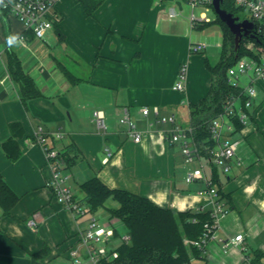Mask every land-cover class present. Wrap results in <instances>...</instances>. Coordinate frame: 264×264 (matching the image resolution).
I'll return each mask as SVG.
<instances>
[{"label":"crops","instance_id":"crops-1","mask_svg":"<svg viewBox=\"0 0 264 264\" xmlns=\"http://www.w3.org/2000/svg\"><path fill=\"white\" fill-rule=\"evenodd\" d=\"M56 10L60 21L45 39L0 12V144L10 137L11 122L20 121L25 129L17 160L0 145V174L20 197L10 212L1 206L0 264H71L70 251L79 246L78 231L86 226L85 217H74L54 196L45 152L29 141L40 127L51 145L60 150L74 145L79 151L71 169L62 171L77 198L85 196L80 183L98 176L110 188L141 194L161 207L213 210L212 198L199 194L206 181L186 180L187 170L202 163L207 178L217 179L227 213L202 255L189 264H264V79L239 75L240 91L252 81L258 95L249 122L223 137L239 140L230 171L200 153L187 163L182 143L171 136L176 125L191 129V105L212 87L209 59L189 51L194 41L211 45L205 33L209 24L192 25L188 0H104L93 14L81 0H59ZM171 11L176 15L170 17ZM220 27L222 41L214 46L222 48ZM12 54L40 91L27 104L10 72ZM184 63L186 89L175 90ZM61 64L80 80L71 82ZM145 106L147 115L141 111ZM95 108L106 111V132L92 119ZM125 108L142 133L140 142L121 123ZM56 132L62 133L60 139L53 137ZM107 149L112 154L105 161ZM31 220L37 221L35 227ZM241 233L246 250L225 245Z\"/></svg>","mask_w":264,"mask_h":264},{"label":"built area","instance_id":"built-area-1","mask_svg":"<svg viewBox=\"0 0 264 264\" xmlns=\"http://www.w3.org/2000/svg\"><path fill=\"white\" fill-rule=\"evenodd\" d=\"M59 0H0V12L19 19L25 27L26 32H32L36 38L45 39L47 32L52 29L57 22L60 21V15L56 10ZM214 0H188L192 7L190 15L193 26L211 22L213 19L208 16L207 12L213 9ZM237 6L248 7L251 11V18H245L253 21L255 27L251 30V34L258 38L264 37V0H232ZM201 7L199 15L195 9ZM176 15L175 11H171L170 17ZM240 20H243L240 18ZM208 43L205 41H194L189 45L190 53H200L207 49ZM248 50L253 52L255 56L245 55L241 57L236 64L228 70L229 82L236 88H240L239 75L252 74V80L264 79V45L257 43L255 40H248L245 43ZM188 81V65L184 63L180 66L178 72V80L174 85L175 90L183 91L186 89ZM258 95L255 84L251 81L238 95L232 96L226 102L224 111L214 119L210 128L212 137L216 141V146L210 151L211 161L222 167L223 172H229L231 165L229 160L234 157L239 145V140L224 139L226 133L236 130L233 117L238 116L239 120L246 125L250 119L249 108L252 107L254 99ZM244 97L242 107L238 108L237 100ZM142 113L147 115L149 108H142ZM92 119L101 132H106L109 128L106 111L101 108H95L92 112ZM175 121L174 116L171 118ZM121 123L127 126L128 133L134 137L136 142L142 139V133L137 130L135 122L131 119L128 108H125L121 118ZM191 129H184L178 125L172 130L171 141H180L183 146V152L186 156V162L190 163L199 155L197 146L190 139ZM55 139L62 137L61 132L53 134ZM31 143L40 144L45 152L48 165L53 172L54 196L61 202H64L68 209L76 218L85 217L86 226L78 231L79 246L70 251L71 264H112L119 256L118 246L121 243L131 242L129 232H121L117 227L107 226L100 222V219L91 215V206L84 198L75 197L71 187L67 184L68 176L62 174L67 167V163L60 155V149L49 143V135L40 127L35 131L33 137L29 139ZM112 154L107 149L105 161L109 160ZM186 180L194 182L204 180L207 188L200 190V195H208L213 200L212 215L213 223L206 224V231L199 240L185 239L186 244H194L201 249H205L208 242L215 237V231L220 225V219L227 213L224 204L218 199L219 192L212 180L208 179L203 164L197 168H189L186 173ZM89 215V216H88ZM2 218V208L0 205V220ZM29 224L33 227L37 225L36 220H31ZM244 234H238L234 238L227 240L225 245H234L246 250L244 244Z\"/></svg>","mask_w":264,"mask_h":264},{"label":"trees","instance_id":"trees-1","mask_svg":"<svg viewBox=\"0 0 264 264\" xmlns=\"http://www.w3.org/2000/svg\"><path fill=\"white\" fill-rule=\"evenodd\" d=\"M81 1L88 14H93L104 2V0ZM222 7L240 17L239 12L242 7L237 6L232 0H223ZM213 21L221 24L224 32L221 57L215 64L207 61L213 83L208 95L199 103L191 105L190 132L199 153L209 158L212 157L210 151L216 146L210 124L224 111L227 100L240 92L239 88L229 82L228 70L241 57L255 56L245 45L248 40H255L264 45V37L249 36L243 37L240 48L236 49L235 35L218 15L211 22L204 23V26ZM199 25L203 27V24ZM227 35L230 36V46H227ZM61 66L71 82L77 83L80 80L64 64ZM9 68L12 77L20 86L25 104L30 98L40 95L34 79L25 72L20 60L14 54L9 57ZM242 99L244 101L245 98ZM233 120L237 131L244 127L238 116H234ZM9 128L10 137L0 145L11 160H17L22 153L19 138L24 135L25 129L20 121L11 122ZM60 155L65 159L67 168L71 169L76 163L79 151L74 145H70L61 149ZM213 183L216 185V178L213 179ZM80 188L85 194L84 200L91 206L93 212L100 207H106L112 217L122 221L131 235V242H124L118 246L119 256L112 264H189L193 256H201L204 252V249L194 244H186L185 239L199 240L203 236L206 224L214 222L212 210L175 211L161 207L141 194L127 189L110 188L98 176L81 182ZM218 192L221 193L219 189ZM19 198L0 174V205L5 212H10ZM111 200L114 201L113 206L109 207L107 203Z\"/></svg>","mask_w":264,"mask_h":264},{"label":"rangeland","instance_id":"rangeland-1","mask_svg":"<svg viewBox=\"0 0 264 264\" xmlns=\"http://www.w3.org/2000/svg\"><path fill=\"white\" fill-rule=\"evenodd\" d=\"M203 10V8L198 7L195 9V12L197 15H199L200 11ZM208 16L211 17L213 20L216 19L217 14L214 9H210L207 12ZM240 18H251V11L248 7H242L240 12ZM205 29V33L207 34L206 38L211 41V45L207 47V49L200 53H194L202 56L204 59L208 58L210 63L215 64L219 61L221 57V50L222 48L218 46H214L216 40L222 41V31L220 24L217 21H213L210 23ZM210 32V33H209ZM228 41L227 46L231 45L230 36L227 35ZM229 48V47H228ZM111 202H114L113 200L109 201L107 203V206H113ZM100 219V222L107 226H114L117 227L121 232L125 233L128 232L126 226L122 223V221L117 217H112L106 207H100L98 210H96L93 214ZM89 216V215H88Z\"/></svg>","mask_w":264,"mask_h":264},{"label":"water","instance_id":"water-1","mask_svg":"<svg viewBox=\"0 0 264 264\" xmlns=\"http://www.w3.org/2000/svg\"><path fill=\"white\" fill-rule=\"evenodd\" d=\"M223 0H214L213 6L216 14L219 18L230 28L235 35L236 49H239L243 37H254L251 34V30L256 26L255 23L249 19L240 20L239 16H235L233 13L228 12L222 7Z\"/></svg>","mask_w":264,"mask_h":264}]
</instances>
